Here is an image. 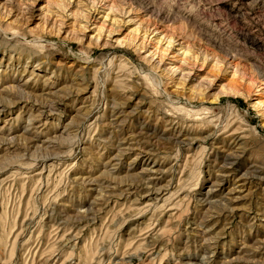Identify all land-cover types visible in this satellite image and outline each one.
Listing matches in <instances>:
<instances>
[{
    "label": "rangeland",
    "instance_id": "1",
    "mask_svg": "<svg viewBox=\"0 0 264 264\" xmlns=\"http://www.w3.org/2000/svg\"><path fill=\"white\" fill-rule=\"evenodd\" d=\"M222 142L235 150L231 182L244 174L250 188L226 216L222 186L196 234ZM146 157L166 185L150 199L178 212L148 242L166 209L129 214ZM203 256L264 264V0H0V264Z\"/></svg>",
    "mask_w": 264,
    "mask_h": 264
},
{
    "label": "bare ground",
    "instance_id": "2",
    "mask_svg": "<svg viewBox=\"0 0 264 264\" xmlns=\"http://www.w3.org/2000/svg\"><path fill=\"white\" fill-rule=\"evenodd\" d=\"M10 87H8V86H6L7 88V90H9V89H12V87H11V85H9ZM5 90V89H4ZM7 90H5V91H7ZM10 91V90H9ZM113 106H112V110H111V112L112 113H114L113 114V116H114V119H118L122 114H123V111H120L119 109H118V107H116L117 105H116V103L115 102H112L111 103ZM113 118V117H112ZM111 119V118H110ZM31 120V119H30ZM113 120V119H112ZM112 120H110L109 121V123H111V125H112ZM115 121V120H114ZM29 122V124H30V121H28ZM32 122V121H31ZM108 123V124H109ZM210 123V122H209ZM105 125V124H104ZM107 125V124H106ZM214 128V132L212 133V134H208V135H205V136H201V137H196V139L198 140V139H202V140H205V142H206V140L209 138V136H211V135H215V136H218L219 134H218V129H219V127H218V124H216V126L215 127H213ZM223 132H226V133H228V134H226V135H228V136H233L234 134H236V130L234 131V130H232V129H229V127H225L224 129H223ZM238 133V132H237ZM236 136V135H235ZM237 138H238V136H236ZM183 138V137H182ZM217 137H215V139H216ZM225 139V138H224ZM122 140V139H121ZM201 140V141H202ZM125 141V140H124ZM221 142V141H220ZM223 144H221V150L223 151V154H222V156H223V161L221 162V164L219 165V164H217V165H215V164H213L212 166H211V169H213V168H217L216 169V171L217 172H215V174H210L209 172L207 173L208 174V176L210 177V178H208V188L207 189H205V191H201V192H199V195H198V197H197V199H196V204H197V207H199L200 209V211L202 212L203 211V217H202V220H200V222L197 224V227L198 228H200V229H194V230H190L189 228H187V230L189 231H193L194 233H196V234H204V233H206L208 230H206V231H204L203 230V227H202V223H204V221H206L205 219L206 218H212V217H214V216H216V215H214V212H213V214H212V211H214V210H212L213 208H214V206L216 205V203L218 202H216V197L219 195V193H221L220 191H222L221 190V187L222 186H226V185H230V187L227 189V187H226V192L224 193V198H223V201H219L218 202V206H221L222 207V209H221V211L223 212V214H225L226 216H229V215H231L232 213H233V211L236 209V207H232V203L233 202H237V201H240L241 199H244L245 198V196H242V195H240V194H244L245 192H247L248 191V189L250 188L249 186V184H250V182H249V180H248V178L244 175V174H242L241 176H240V178L237 180V185H235L236 183H235V181L232 183L231 181V177L233 176V173H232V171L230 170L231 169V167L232 166H234V163H235V154H234V152H235V150L233 149L234 147H232V146H226V143L225 142H222ZM215 146V145H214ZM143 147V146H142ZM141 146H139L138 147V149L137 150H143V149H139V148H142ZM199 147L200 148H207L206 146L204 147V146H202V145H199ZM213 147V146H212ZM217 148H219V146H216ZM216 148V149H217ZM241 148V147H240ZM117 149H118V147H117ZM127 149H130V150H135V148H133V146H130V145H128L127 147H120L119 149H118V153L117 154H114L113 156H111V158H110V160L108 159L107 160V163H108V161L109 162H111V163H113L112 165H114L113 167H112V170H109V172L108 173H111V175H113L114 176V170L116 171V163H114L115 162V160H116V157H118V155L119 154H121L122 152L121 151H123V150H127ZM242 149V148H241ZM117 151V150H116ZM151 151V150H150ZM145 152V151H144ZM212 153H213V155H214V157H216V151H212ZM139 157V155H137L136 157H135V159H137ZM133 158V157H132ZM134 159V160H135ZM218 159V158H217ZM215 161V160H214ZM138 162V161H137ZM140 162H142V165H141V167H140V170H139V172H137L136 173V175H138V177H139V184L140 185H134L133 186V192L134 193H132V194H134L135 195V197L130 201V203H131V207H130V209H129V214L131 213V214H134V216L136 215V216H139V218H142V216L144 215V214H146L148 211H150V209H155L156 211H159V210H163V208L164 207H162L163 205H165L166 203V201H167V199L169 198V197H167L166 199L164 198V200H163V198L162 197H160V198H162V200H163V202L164 203H162L161 205H159L158 206V203H157V201H155L154 199L153 200H151L150 199V196L152 195V192L154 193V191L155 192H159V191H161L162 189H164V188H166V185H159L158 187H156L159 183H158V181H159V178H160V174H161V172H162V170H160V166H159V168L157 167V163L154 161V162H152L151 161V159L149 158V157H146V159L145 158H143ZM104 163H105V161H104ZM139 163V162H138ZM215 163H216V161H215ZM218 163V162H217ZM100 165V164H99ZM215 166V167H214ZM104 169V168H103ZM208 170H210V169H208ZM128 171V170H127ZM103 172H105V171H103ZM106 173H107V169H106ZM105 173V174H106ZM101 176V175H100ZM112 177V176H111ZM91 178V177H90ZM89 178V179H90ZM108 178H110V176L108 177ZM85 179V178H84ZM83 179V180H84ZM92 179V178H91ZM113 179V178H112ZM116 179V178H115ZM93 180V179H92ZM136 180V179H135ZM261 180H263V179H261ZM87 181H88V179H87ZM86 181V182H87ZM96 181V180H95ZM94 181V182H95ZM84 182H85V180H84ZM91 182V181H90ZM249 185V186H248ZM167 187H169V185H167ZM109 189V188H108ZM129 189H131V188H129ZM128 189V190H129ZM100 192H101V190H100ZM127 192H129V191H127ZM113 192L111 191V192H108L107 194H101V196H99L98 197V199L97 200H104V199H107V200H110V199H112V198H114V199H116L117 197L115 196V195H113L112 194ZM161 193V192H160ZM123 194H125L124 192H123ZM131 194V193H130ZM157 194V193H156ZM171 194H173V192L171 193ZM98 195H99V193H98ZM187 196V195H186ZM144 197H149V199L148 200H145V203H141L140 202V199L141 198H144ZM157 197V196H156ZM155 197V198H156ZM130 200V199H129ZM235 200V201H234ZM196 206V205H195ZM164 209H166V208H164ZM239 209V208H238ZM173 209H171V208H167L166 210H163V212H162V215L160 216V218L156 221V223L153 225V227L149 230V232L148 233H145L144 235H143V237H141V241H144V242H148V241H150V240H152L153 241V239H155V238H157V237H159V234L164 230H161L160 232H159V226L161 225V220H162V218L164 217V216H167V214H168V212L170 213L169 215H168V218H167V220H166V222H167V228L169 229V227H170V229L171 228H173V226L171 227L170 225V218H172V217H174L178 212H175V213H173V212H171ZM212 210V211H211ZM155 211V212H156ZM150 221V220H149ZM138 226V225H137ZM169 226V227H168ZM196 227V228H197ZM168 229H166L165 231H167ZM209 229H211L212 230V228H209ZM157 233H159L158 235H157ZM162 234V233H161ZM157 235V236H156ZM207 236V235H206ZM155 237V238H154ZM204 238V237H203ZM208 238V237H207ZM211 239V238H210ZM136 242V241H135ZM208 246H211V245H208ZM206 256V255H205ZM205 256H203L202 258H201V262L200 263H198V264H203V262H204V260H205ZM206 261V260H205Z\"/></svg>",
    "mask_w": 264,
    "mask_h": 264
}]
</instances>
